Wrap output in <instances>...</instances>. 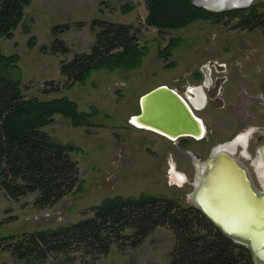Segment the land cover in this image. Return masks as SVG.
<instances>
[{
	"label": "rangeland",
	"instance_id": "obj_1",
	"mask_svg": "<svg viewBox=\"0 0 264 264\" xmlns=\"http://www.w3.org/2000/svg\"><path fill=\"white\" fill-rule=\"evenodd\" d=\"M71 1L73 5L67 0H31L12 38H0V51L18 56V77L26 99L67 96L82 111L98 109L93 122L100 126L73 127L61 115L53 116V122L43 130L56 141L74 147L70 155L78 162L79 184L56 204L44 208L34 205L36 193L12 200L0 190V237L75 223L90 216L92 206L114 196L148 194L188 206L194 168L191 157L180 148L204 160L211 147L247 130L249 158L241 156L240 147L235 155L260 189L252 160L256 148L264 143V28L238 26L249 11L229 13L219 22L197 20L183 28L159 33L144 23L145 0ZM126 3L134 9L122 13L121 7ZM263 3L264 0H253L251 5L263 11ZM94 19L138 28L140 42L148 47L141 66L132 70H96L69 90L44 94L47 81L64 83L59 69L61 60L69 61L75 53L89 52L95 34L90 22ZM79 22L83 23L81 28L74 25ZM64 23L73 25L58 35L68 52L53 54L48 50L54 39L51 28ZM25 26L29 27L28 32ZM31 37L32 47L28 44ZM171 38L180 41L167 60L175 66L168 68L158 52ZM207 67L210 83L204 87L206 103L195 110L206 127L202 139L183 137L173 141L131 123V116L138 113L141 95L161 82H169L187 98L188 88L204 81ZM171 163L185 176L182 186L169 179ZM174 245L172 230L159 226L138 246L113 245L108 254L91 264H172ZM63 259L61 255L49 257L45 264H63ZM0 264L25 263L0 248Z\"/></svg>",
	"mask_w": 264,
	"mask_h": 264
},
{
	"label": "trees",
	"instance_id": "obj_2",
	"mask_svg": "<svg viewBox=\"0 0 264 264\" xmlns=\"http://www.w3.org/2000/svg\"><path fill=\"white\" fill-rule=\"evenodd\" d=\"M30 3L31 0H0V38H12ZM145 3L144 23L159 33L183 28L197 20L219 22L229 13L246 11L249 13L242 16L238 26L264 28V10L258 11L255 5L211 12L195 6L193 0H145ZM133 9L130 3L121 7L122 13ZM74 25L81 28L83 23ZM71 26L64 23L51 28L54 36L48 49L51 53L68 52L58 35ZM90 27L95 34L89 52L75 53L69 61L61 60L59 69L65 81L62 85L47 81L44 94L69 90L96 70H132L141 66L148 47L140 42L138 28L99 19L92 20ZM24 29L29 31V27ZM179 41L180 38H171L158 56L167 62ZM33 42L31 37L29 46ZM17 61V55L0 51V190L12 200L36 193L34 205L49 207L77 188L79 166L70 155L74 147L56 141L43 128L57 114L68 119L73 127L100 126L93 122L99 111L96 108L82 111L67 96L26 99L20 87ZM165 66L174 67L175 63L167 62ZM90 212V216L75 223L1 236L0 248L25 264H45L49 257L60 255L63 264H91L108 254L113 245L136 247L155 228L167 226L175 236L172 264H252L246 248L234 244L196 208L183 207L175 199L148 194L114 196L92 206Z\"/></svg>",
	"mask_w": 264,
	"mask_h": 264
},
{
	"label": "water",
	"instance_id": "obj_3",
	"mask_svg": "<svg viewBox=\"0 0 264 264\" xmlns=\"http://www.w3.org/2000/svg\"><path fill=\"white\" fill-rule=\"evenodd\" d=\"M252 2L193 0L195 6L211 12L247 8ZM138 107L131 119L135 117L141 129L173 141L205 136V125L197 118L189 99L167 85L141 95ZM226 142L211 147L204 160L180 148L191 157L194 168L188 202L234 244L246 248L253 264H264V178L257 189L245 164L223 147ZM255 156L264 165V143L256 148Z\"/></svg>",
	"mask_w": 264,
	"mask_h": 264
},
{
	"label": "bare ground",
	"instance_id": "obj_4",
	"mask_svg": "<svg viewBox=\"0 0 264 264\" xmlns=\"http://www.w3.org/2000/svg\"><path fill=\"white\" fill-rule=\"evenodd\" d=\"M207 70V72L209 71V68L208 69H205L204 70V73L205 71ZM204 78H205V75H204ZM203 83V82H202ZM198 90L196 91L198 93L197 96H192L191 94L189 95H186L187 98L189 99V101L191 102L192 106L196 109V108H203L205 103H206V96H205V93L201 87V84L200 85H196ZM192 87V86H191ZM190 88V87H189ZM188 88V89H189ZM190 91H193L195 92V89L194 88H190L189 89ZM188 91V90H187ZM197 118L199 119V121L204 125V122L201 118H199L197 116ZM132 123L133 125L136 127V128H140V125L138 124V122L136 121V118L133 117L132 119ZM206 128V127H205ZM206 133V132H205ZM159 135V134H158ZM249 135H250V131L247 130V131H243V132H240L239 134H237L234 138H232L230 141L226 142L223 147L228 150L229 152L235 154L236 150H237V147H240L241 150H240V154L241 156L243 157H248L249 154H248V151H247V145H248V139H249ZM162 136V135H161ZM164 137V136H163ZM204 137V136H203ZM202 137V138H203ZM166 138V137H165ZM201 138V139H202ZM169 139V138H167ZM171 140V139H169ZM249 158V157H248ZM252 165H253V168H254V171L257 175V178L260 182V184L262 183L263 181V178H264V165L262 164L261 160L258 158V156H255V158L252 160ZM172 176L173 178L175 177L173 172L171 173V179H172ZM178 176V175H177ZM181 179L183 180V177L182 175H180ZM173 181V180H172ZM177 181V180H176ZM182 184V183H181Z\"/></svg>",
	"mask_w": 264,
	"mask_h": 264
},
{
	"label": "flooded vegetation",
	"instance_id": "obj_5",
	"mask_svg": "<svg viewBox=\"0 0 264 264\" xmlns=\"http://www.w3.org/2000/svg\"><path fill=\"white\" fill-rule=\"evenodd\" d=\"M206 69H208V67H207ZM209 83H210V79H209V76H208V72H207V70H206V71H205V78H204V81H203V83L201 84V87H202L203 91H204V87H207V86L209 85ZM190 88H194V89H195V92L190 91L189 89H188L187 92H189V94H191L193 97H194V96H197V95H198V93L196 92V91L198 90L197 86H192V87H190ZM196 94H197V95H196ZM172 165H173V166H172ZM172 172H173V174H174L175 177L173 178V176H172V179H171V173H172ZM168 175H169V179H170V181H171L173 184H175V185H180V186H182L183 183L186 182L184 174L181 173V172H178V171L176 170V168H175V165H174L173 163H171V165H170V169H169V173H168ZM177 175H178V176H177ZM180 175H182L183 180L181 179ZM172 180H173V181H172ZM176 180H177V181H176ZM181 183H182V184H181ZM251 263L253 264L252 260H251Z\"/></svg>",
	"mask_w": 264,
	"mask_h": 264
},
{
	"label": "crops",
	"instance_id": "obj_6",
	"mask_svg": "<svg viewBox=\"0 0 264 264\" xmlns=\"http://www.w3.org/2000/svg\"><path fill=\"white\" fill-rule=\"evenodd\" d=\"M67 1H69L71 4H72V1L71 0H67ZM81 1H85V0H81ZM80 1V2H81ZM73 5V4H72ZM78 6V5H77ZM79 7V6H78ZM159 85H167L168 87H170V88H172L171 86H170V84H169V82H161V83H159V84H157L156 86H154V88L155 87H157V86H159ZM72 100V99H71Z\"/></svg>",
	"mask_w": 264,
	"mask_h": 264
}]
</instances>
